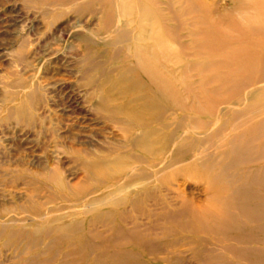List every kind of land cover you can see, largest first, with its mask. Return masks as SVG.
<instances>
[{
  "label": "rangeland",
  "instance_id": "1",
  "mask_svg": "<svg viewBox=\"0 0 264 264\" xmlns=\"http://www.w3.org/2000/svg\"><path fill=\"white\" fill-rule=\"evenodd\" d=\"M0 264H264V0H0Z\"/></svg>",
  "mask_w": 264,
  "mask_h": 264
}]
</instances>
